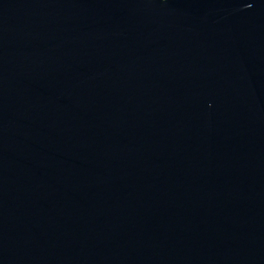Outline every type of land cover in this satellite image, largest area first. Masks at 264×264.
<instances>
[{
	"label": "water",
	"instance_id": "1",
	"mask_svg": "<svg viewBox=\"0 0 264 264\" xmlns=\"http://www.w3.org/2000/svg\"><path fill=\"white\" fill-rule=\"evenodd\" d=\"M0 264H264V0H0Z\"/></svg>",
	"mask_w": 264,
	"mask_h": 264
}]
</instances>
